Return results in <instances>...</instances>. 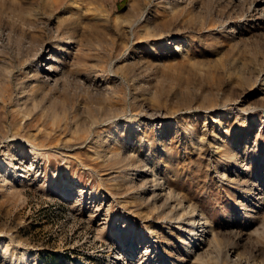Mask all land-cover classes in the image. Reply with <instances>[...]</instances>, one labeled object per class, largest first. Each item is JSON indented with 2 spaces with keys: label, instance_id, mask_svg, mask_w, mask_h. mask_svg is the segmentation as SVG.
Listing matches in <instances>:
<instances>
[{
  "label": "rangeland",
  "instance_id": "374dc122",
  "mask_svg": "<svg viewBox=\"0 0 264 264\" xmlns=\"http://www.w3.org/2000/svg\"><path fill=\"white\" fill-rule=\"evenodd\" d=\"M0 264H264V0H0Z\"/></svg>",
  "mask_w": 264,
  "mask_h": 264
},
{
  "label": "bare ground",
  "instance_id": "6f19581e",
  "mask_svg": "<svg viewBox=\"0 0 264 264\" xmlns=\"http://www.w3.org/2000/svg\"><path fill=\"white\" fill-rule=\"evenodd\" d=\"M174 48L176 49V50H180L181 51V49H182V45H181V43H177V44H175L174 45ZM51 69V68H50ZM201 224V223H200ZM205 226V225H204ZM207 226V225H206ZM206 229V228H205ZM206 231V230H205ZM3 246V245H2ZM5 246V248H4V250H3V252H7L8 250H9V248H10V245L7 243V244H5L4 245Z\"/></svg>",
  "mask_w": 264,
  "mask_h": 264
}]
</instances>
